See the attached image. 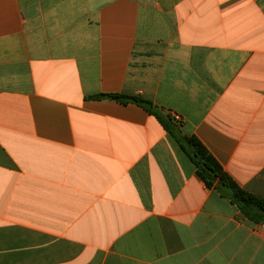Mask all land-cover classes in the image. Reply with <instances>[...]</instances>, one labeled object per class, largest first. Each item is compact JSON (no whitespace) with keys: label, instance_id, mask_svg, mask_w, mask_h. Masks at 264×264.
I'll return each instance as SVG.
<instances>
[{"label":"crops","instance_id":"crops-1","mask_svg":"<svg viewBox=\"0 0 264 264\" xmlns=\"http://www.w3.org/2000/svg\"><path fill=\"white\" fill-rule=\"evenodd\" d=\"M101 94L264 197V0H0V264H264V224Z\"/></svg>","mask_w":264,"mask_h":264},{"label":"trees","instance_id":"trees-1","mask_svg":"<svg viewBox=\"0 0 264 264\" xmlns=\"http://www.w3.org/2000/svg\"><path fill=\"white\" fill-rule=\"evenodd\" d=\"M103 97L121 103H137L154 114L189 156L196 167L198 177L205 183L206 187L214 189L221 197L228 199L251 222L264 224V197L254 195L243 189L197 137L182 133L170 115L164 116L151 102L140 98L118 94L96 96V98Z\"/></svg>","mask_w":264,"mask_h":264}]
</instances>
